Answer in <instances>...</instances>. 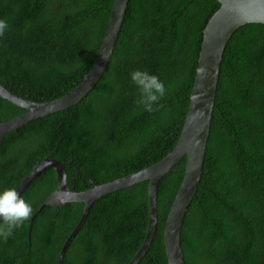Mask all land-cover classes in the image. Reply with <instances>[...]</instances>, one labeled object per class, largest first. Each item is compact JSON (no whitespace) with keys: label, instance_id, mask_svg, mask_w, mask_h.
<instances>
[{"label":"trees","instance_id":"16d2710c","mask_svg":"<svg viewBox=\"0 0 264 264\" xmlns=\"http://www.w3.org/2000/svg\"><path fill=\"white\" fill-rule=\"evenodd\" d=\"M114 0H0V84L37 103L69 95L98 55ZM215 0H129L101 79L72 107L32 121L0 142V192L19 186L45 159L60 162L68 188L83 192L160 162L185 120L202 32ZM133 70L158 76L166 93L148 112ZM26 111L0 99V124ZM186 159L159 182L157 225L138 264H168L163 232ZM41 173L22 194L33 214L56 190ZM148 183L96 201L63 264H129L148 221ZM83 204L44 207L7 241L0 264H57ZM31 216V217H32ZM185 264H264V25L237 30L226 45L200 184L181 234Z\"/></svg>","mask_w":264,"mask_h":264},{"label":"water","instance_id":"95a60500","mask_svg":"<svg viewBox=\"0 0 264 264\" xmlns=\"http://www.w3.org/2000/svg\"><path fill=\"white\" fill-rule=\"evenodd\" d=\"M219 9L211 16L202 32L189 104L180 136L172 151L160 162L139 172L83 192L68 188L64 166L53 159L35 165L24 177L17 191L20 196L45 170L56 175V190L43 202L29 221L28 242L34 218L46 206L58 207L67 203L83 204L78 224L64 242L57 264H63L66 251L83 226L90 208L99 199L140 183H148V221L145 239L129 264H138L148 251L157 225V189L160 180L182 159H186L184 174L166 218L163 241L168 264H185L180 234L188 207L200 184L217 90L220 66L227 43L241 27L264 25V0H215ZM129 0H114L103 40L94 64L82 82L69 95L52 102L37 103L11 93L0 84V99L26 111L25 114L0 124V142L12 131L51 114L66 110L85 98L101 79L113 54ZM205 71L200 74L198 69Z\"/></svg>","mask_w":264,"mask_h":264},{"label":"clouds","instance_id":"9594fccd","mask_svg":"<svg viewBox=\"0 0 264 264\" xmlns=\"http://www.w3.org/2000/svg\"><path fill=\"white\" fill-rule=\"evenodd\" d=\"M8 28L7 21L0 20V37ZM202 74L203 68L197 70ZM131 81L138 87L143 104L148 112L155 111L153 107L166 93L165 86L158 76L150 75L147 71L133 70L130 74ZM33 214L32 205L22 198L15 188H7L0 192V237L5 242L12 235L13 230L22 227Z\"/></svg>","mask_w":264,"mask_h":264}]
</instances>
